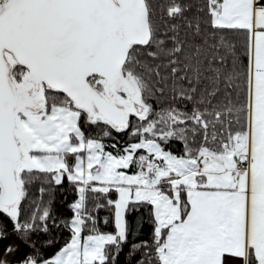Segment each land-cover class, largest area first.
Segmentation results:
<instances>
[{"label":"snow or ice","instance_id":"snow-or-ice-1","mask_svg":"<svg viewBox=\"0 0 264 264\" xmlns=\"http://www.w3.org/2000/svg\"><path fill=\"white\" fill-rule=\"evenodd\" d=\"M0 245V264H264V0H0Z\"/></svg>","mask_w":264,"mask_h":264},{"label":"trees","instance_id":"trees-1","mask_svg":"<svg viewBox=\"0 0 264 264\" xmlns=\"http://www.w3.org/2000/svg\"><path fill=\"white\" fill-rule=\"evenodd\" d=\"M172 150L176 151V152H180L182 150L181 143L176 142L174 144V146H172ZM75 199H76L75 193L68 186H66L64 189H60L59 191H57L55 203H54L55 215L60 219L70 217L72 215V213L69 209V205L72 202H74ZM110 215L111 214L105 210H101L99 212V217L101 218V224H100L101 231L111 232L114 230V225H113L111 218H110L108 225H104L102 223V218L104 216H110ZM145 219H146V217H145ZM132 220H133V218L129 217L130 225L132 224ZM8 227L10 229L11 225L9 224ZM149 231H150V224L145 223L144 228H143V236L145 238L147 237ZM39 238L41 240H49V239L55 240L57 243L54 245L53 248L49 249V252H54V251L58 250L59 247H61L63 245L64 241L69 239V233L67 230H64V229L53 228L51 235L41 233L39 235ZM9 243H16V244H19V246H20V250H19L18 255L16 257H9V259L18 260L25 253H27L29 255L32 254L30 249L27 248L26 246H24L23 244H20V242L18 240H16L15 237H12L9 240H5L2 242L3 245L9 244ZM0 250H2V245H0ZM127 251H128V249L125 248L124 253L119 256L118 264H127V260L129 259V257L127 256Z\"/></svg>","mask_w":264,"mask_h":264}]
</instances>
